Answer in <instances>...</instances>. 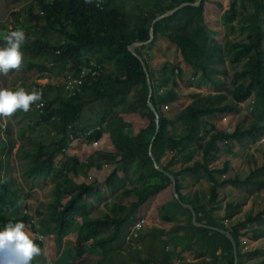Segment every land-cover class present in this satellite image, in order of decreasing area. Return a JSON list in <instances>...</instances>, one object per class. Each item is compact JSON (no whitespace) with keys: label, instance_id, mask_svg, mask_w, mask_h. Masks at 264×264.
<instances>
[{"label":"trees","instance_id":"obj_1","mask_svg":"<svg viewBox=\"0 0 264 264\" xmlns=\"http://www.w3.org/2000/svg\"><path fill=\"white\" fill-rule=\"evenodd\" d=\"M196 1L110 0L103 9H100L96 0H31L27 8L22 7L12 13L15 20L7 25L8 31L24 29L25 34L27 31L34 33L33 37H26V42L21 48L22 53L28 52L41 57L40 60H29L28 70L46 71L57 77H64L70 72H78L90 60L97 62L101 68L98 78L91 83L87 82L82 92L76 96L63 95V87L58 84L50 87L58 89L59 94L49 99L50 87L36 84L35 89L42 92L40 101L45 102L46 112L42 114L41 119L53 125L54 136L50 143H46L43 134L40 135V141H29L28 143L34 145L32 150L24 148L27 140L22 141L21 144V149L26 150L25 155L31 162L28 168L29 173L34 176L45 174L55 180L54 197L40 222L46 232L54 235V241L58 247L61 240L72 231L76 217H82L85 214L87 199L101 192L97 181L73 184L69 173L80 172L86 175L93 165L101 168L103 163L109 162L123 164L130 183H143L150 189L144 191L136 201L128 205H116L113 214L107 213L93 219L82 218L76 239V250L79 256L96 248L104 249L107 245L117 242L120 236L124 235L126 224L135 210L157 192L172 185L171 179L155 168L153 158L165 171L176 178L177 191L182 200L184 198L181 194L179 176L186 171L195 175H206L210 183L208 202L197 200L190 203L197 212L198 221L207 220L209 225L224 228L233 234L237 242L239 260L245 254L241 253L242 238L247 234L245 229L253 223L264 222V207L230 227H226L212 215L216 209L219 187L227 183L259 184L260 181L257 179L253 181V178L264 172V163L252 169L243 179L235 176L221 182L217 180L215 174L227 172L229 163L225 162L221 169L209 168V163L220 150L219 142L227 143L226 149L230 150L229 145L234 142L240 144L245 141L255 142L264 136V0H231L229 8L222 14V22L228 31L230 33L236 30L246 32L245 40L228 39L222 44L210 33L204 20L207 0H202L198 6L186 5L154 24L155 36L151 44L159 35L165 36L174 43L185 64L195 72H201L198 85L208 84L216 91L225 89L226 82L218 77V73L225 72V68H221L220 64L227 59L233 65L242 63L241 68L234 71L231 80L233 101L219 105L214 96L209 95L204 104L190 105L186 112L181 114V117L184 114L182 117L184 121L201 122L204 116L233 114L238 110V103L247 101L255 109V115L246 127L237 126L233 130L215 131L211 139L205 143L201 159L180 170H171L170 166L178 160V154L183 153L188 148V144L196 143L198 139L192 135L176 139L170 134L169 126L175 121L163 113L162 106L175 101L179 95L174 89L163 93L164 91L160 92V88L175 75V70L169 65L158 70L150 68L143 52L146 46H138L136 52L145 60L152 80L154 90L151 100L160 114V130L152 140L155 135L156 121L155 114L147 105L149 95L147 75L141 60L129 50V45L135 41H147L150 38V27L156 16L183 2ZM217 4L221 6L220 2ZM49 32L59 36L57 41H51ZM4 46L5 42L0 37V47ZM58 49L61 52L57 54ZM106 63H111L113 70L105 73L103 67ZM85 93L91 94V101L105 100L112 110L118 108L120 111L111 113L106 118L105 125L101 127L102 131L110 132L115 150H98L88 160L80 161L75 156H66V148L72 141L71 135L77 137L80 131L90 127L84 122V117L80 116L83 107L91 102L84 99ZM34 112L39 110L33 109L32 113ZM126 112L138 113L147 121V128L140 129L134 134L132 124L126 122L121 115ZM25 114L29 115L30 112ZM30 116L33 120V115ZM1 128L2 126L0 127V212L7 210L11 205L10 182L2 177L1 168L9 140L2 138ZM211 129L215 130L214 125ZM7 132H10L9 127ZM150 146L153 158L150 156ZM168 150L176 151V155L168 158L166 155ZM57 154L65 156L63 166L56 164ZM116 178L117 173L114 171L106 179L107 186L111 187ZM65 183L73 184L74 187L69 188L68 185H64ZM207 205H210L209 210H205ZM227 208H231V205H227ZM183 212L187 213V220L172 228V243L180 247V251L198 245L196 258L204 256L211 258V261H202L203 264H234L233 245L226 235L194 225L191 211L183 207L174 195L170 201L160 207L161 219L165 222L173 221ZM35 213L39 217L43 214L38 209ZM30 219V215L24 213L22 215L2 214L0 231H3L9 222L13 224L23 222L27 229ZM108 228L112 229L111 234H103V231ZM148 232L155 238L169 231L156 228ZM259 232L264 233V227ZM141 235L143 236V233ZM32 241L36 245L42 244L37 238ZM0 249V264H12V253L19 252L15 241L6 242L5 247ZM105 252L106 249H104ZM40 256V259L35 257L31 264H47L46 257ZM152 261L150 257H142L139 259V264H153ZM103 263L104 261L100 260L96 264Z\"/></svg>","mask_w":264,"mask_h":264},{"label":"crops","instance_id":"obj_2","mask_svg":"<svg viewBox=\"0 0 264 264\" xmlns=\"http://www.w3.org/2000/svg\"><path fill=\"white\" fill-rule=\"evenodd\" d=\"M212 10L213 9H209V8L207 9V6L205 5L204 19H205V23L208 25V28L212 31L213 30L215 31L216 28H213L211 26L213 24V22H215V20H216V17L213 16ZM225 10H226V8L223 9L220 17H222V14L224 13ZM143 45L146 46L145 49L143 50V52L145 53V55L147 57V62H148V65L150 68L158 70V69L163 68L166 65H169L170 68H172V50H176L177 48H176V45H174V43H172L168 38H166L165 36L159 35L157 37V39L152 44L150 42V43L143 44ZM143 45H140V46H143ZM181 67L184 68L183 66H181ZM111 70H113V65L111 63H106L103 67V72L106 73V72H109ZM13 71H15V70H13ZM27 71H31V70H27ZM33 71H34V69H33ZM35 71H37V70H35ZM177 72L179 73L180 70L178 69ZM41 73H43V72H41ZM49 74L54 75L51 73H49ZM175 76L176 75H174L173 77L171 76V79L169 80V82L166 83V85H164L162 88H160V92L164 91L163 93L167 92L170 89H174L179 95L178 99L168 103L169 104L168 109H164V107L162 106L163 113L167 117H169L171 120L175 121V123L173 125L170 124V126H169L170 134L173 136V138H176V139L186 137L187 135H192L194 138L198 139V141L196 143L188 144V148L183 153L179 154L178 160L173 165L170 166L171 170L172 169L173 170H180L182 167H184L188 164H191L198 159H201L205 143L211 139V137H212L213 133H215V131L223 132V131H226V129H224L225 115H224V117L218 116V115H212L211 117L204 116L203 117V126H201L200 121H196V123H195V121H193L194 123H190V121H183L181 114L186 112L187 108L190 106L192 101L187 100L185 98L182 99V95L185 94L186 89L183 86L175 87L173 85L172 81H173ZM181 82H182V79H181ZM22 84H23L22 80L18 81V83L16 84V86H14V89L12 91H15L17 89V87H20ZM27 84L28 85H26L24 87L27 92H31L33 87H36V84H33L32 82H28ZM39 85H41V84H39ZM191 88H193L195 90L194 92H196V93L211 95V94H209V92L211 90L209 91V89H205L204 87L198 88V85H196V86L194 85ZM29 89H31V90H29ZM213 96H214L216 102L219 105H221L219 103L218 97L215 96L214 94H213ZM239 104H241V103H239ZM25 113H24V115L29 117V115H26ZM36 113H39V112H36ZM121 115L123 116V118L126 122L133 124L134 134H136L140 129L147 128V126H148L147 121L144 118H142L138 113L126 112V113H121ZM30 117H29V121H28L29 123H30V121H32ZM5 121L8 125L7 126V128H8L9 127V121H7L6 118H5ZM105 123H106V121H105ZM212 125H214L215 130L211 129ZM100 126L103 127L104 125L103 126L100 125ZM90 127H92V126H90ZM7 128H5L6 130L1 129V135H2V138L4 140H9L10 147L14 148V152H15L14 153V160L8 161V159L4 156V162L2 163L1 168H2V177L7 178L10 182V189L11 190L9 193V200H10L11 205L7 210H3L0 212V217L2 214L22 215L23 211L25 209H29L30 211H35L39 205V202H41L43 200V198H41V201L36 203V201H34L35 198L29 197L30 196L29 192L31 191L29 189V186L31 185L30 187H34L35 185H38V182L41 180V178H43V176H46L45 174H42V175H39V178L37 179L35 176H33L29 173V170H28L29 165L26 166L24 164L25 162H24L23 155H25L26 150L21 149V144H22V141L27 140V138L29 136L24 137V135H25L24 130L23 129L19 130V125H16L14 131H13V127H12V129L9 128L10 132H7ZM81 132H83V131H80V133ZM103 133H104V140L108 139L109 141H111L112 147L107 148V149H99V151L100 150L101 151H114L115 147H114V144L112 142L110 132L103 130ZM19 134H21V136ZM20 137H22V138H20ZM74 141L75 142L69 143V145L66 148V153H67V150H69L70 148L72 150H74L73 148H77L76 154L78 156H88V158H89L91 155H93L95 152L98 151V149L97 150L93 149L91 147L89 141L86 139L77 138ZM248 143H249V141H245L242 144L234 142V143L229 145L230 150H228V149H226V147L228 146L227 143H225L223 141L219 142L218 145L220 146V150L217 152L216 156L209 163L210 169H221V168H223V165L225 162L229 163V169L227 172H225L223 174H221V173L215 174V176L219 182H221L225 179H228V178H234L235 176H239L241 179H243L250 173V171L252 170L253 167H251V168L248 167L249 163H248V157L247 156L251 152L250 148H248ZM18 149H20L21 151L19 150V152H17ZM170 151H173V150H168V152L166 154L168 158H171L172 154L176 153V151L175 152L173 151V153L171 154ZM57 155H58V158L64 157L63 154H57ZM11 156H12V154H11ZM73 156H75V155H73ZM18 157L21 158L22 165L25 166V167H22V169L20 168V161L17 159ZM77 158L80 161H85L80 157H77ZM252 164H253V162H252ZM108 165H109L108 167L101 166V169H99L100 172L96 174L98 178L93 180V181H97L99 183V188H100L101 192L97 195L90 196L87 199V208L85 210V215H83L82 217H79V216L76 217V220H75L76 223L74 225V231L73 232L77 233L78 226H79L80 222L82 221V218H84V217L85 218L88 217L87 219L96 218L97 216H99L96 213H98L99 210L105 209L104 208L105 204L106 205H107V203L111 204L113 199H118L120 204L128 205L131 188H132V190L139 192L140 195L144 191H147L150 189V187L148 185L143 184V183H133V184L129 183V179H128V176L126 175L125 171H124L123 164L118 163V162H109ZM114 168L116 169L115 170L116 173H118L117 178L112 182L111 187H108L107 185L105 186L106 191L104 192V188L102 187V184L100 183L102 180L99 176H102L103 180L105 179L104 182L106 184V179L113 172ZM89 171H88V173H89ZM26 172L29 175L27 179L24 178V173H26ZM228 172L230 173L229 176L226 175V173H228ZM88 173L86 175H84V174L78 172V174H77V175H79L78 178H82V181L78 182V184L83 183V182H86V183L92 182V181H89V179H88ZM22 174H23V177H22ZM256 179L258 181H260L259 184H254L253 182L250 184H247V185H233V184L227 183L223 186H220L219 187V197H218V200L215 204L216 209L212 213L214 219L221 221L222 223H224V225H228V223H230V226H231V225L235 224L237 221L244 219L248 215L255 214L253 207H254V203L258 199L257 194L259 191L264 192V189H262V187H264V179H258V178L254 177L253 181H255ZM261 180H263V181H261ZM20 181H21V183H19ZM26 181H27V183H26ZM179 184L181 186V194L184 198V200H183L184 202L189 203V204H191L190 201H197V200L204 202V203L208 202V199L210 197V183L206 179V175H203V174L202 175H195L192 172L186 171V172H183L179 176ZM253 185L258 186V188L257 189L252 188V187H254ZM34 190H37V188L34 187ZM229 191H232V193H230ZM168 192H170V194H171L170 198H168ZM172 196H173V191L172 190L170 191L169 188H165V189L157 192L155 195H153L146 203H144L142 206H140L138 209H136L135 212L139 213L141 210H143L144 212L148 211V214H151V213L153 214L154 206L156 207V205H158L159 203H160V206L163 205L164 203L170 201L172 199ZM136 200H134V198L131 199V201H136ZM259 201H261V200H259ZM229 204L231 205V208L228 209L227 205H229ZM152 205H154V206H152ZM240 205H243L242 213L239 212L240 211V207H239ZM209 208H210V205H207L205 210H209ZM114 211L115 210L112 211V209H110L109 211L108 210L105 211V214H107V213L113 214ZM135 212L132 214L130 220L133 218V215H135ZM46 213H47V210L45 207V211H43V214L40 215V217H43L44 215H46ZM196 214H197V212H196ZM140 218L145 219L146 220L145 225H147V219L144 217H140ZM140 218H138V219H140ZM40 219H39V221H40ZM138 219H134L132 221L129 220L126 224V227H128L129 225L132 226L134 221H136ZM0 220H1V218H0ZM186 220H187V213L183 212V213L178 214L176 216V218L169 223H172V228H173L175 225H177L179 223L180 224L185 223ZM203 221L207 222V220H202L201 222H203ZM256 223H259L258 227H261V225H262L261 222H256ZM38 224H39V229H40L41 228L40 222ZM207 224H208V222H207ZM158 228H160V227H158ZM248 229H250V228H248ZM245 230H247V229H245ZM25 231L31 240H34L37 238L36 235L34 234V230L31 229L29 226H27V229H25ZM142 231L143 230H141V232H140V236H141L140 240H142V235H141ZM40 232H42V231H40ZM44 234H45V240L41 241L42 244L38 245V246L45 251H47V250L50 251V253H48V255H47L48 259H50L51 256L54 257L53 259H51V261H48L47 264H49V262L56 263L55 262L56 260L63 258L64 251L65 252L67 251V254L70 258V259H68V262H70L68 264H96L100 260L104 261L103 264H106L108 262L110 254H105L104 249H102V248H98V249L96 248L91 252H86V253L82 254L81 256H79L77 253V250H76L77 234L75 235L76 238L74 239L75 244L73 246V250H70V251H69L70 247L65 248V244L63 243L64 238L61 240V243L58 247V245H56V242L54 241V235L53 234H50V237H47L46 233H44ZM262 236L263 235H259L258 239H256L257 243H253V244H256V245L259 243L264 244V237H262ZM48 240H50V243L47 246V244H45V241H48ZM90 242H91V240H90ZM253 255H254V257H253ZM202 258H205L204 259L205 261H211L210 257L204 256ZM202 258H196V259H202ZM259 261H261V262L264 261V254H260V253L255 254L252 252H248V253H245L241 256L240 260H238V264H258ZM110 264H113L111 262V258H110Z\"/></svg>","mask_w":264,"mask_h":264},{"label":"rangeland","instance_id":"obj_3","mask_svg":"<svg viewBox=\"0 0 264 264\" xmlns=\"http://www.w3.org/2000/svg\"><path fill=\"white\" fill-rule=\"evenodd\" d=\"M230 1L231 0H207V3H206L207 9L208 8L213 9L212 10L213 16L216 17L215 22H213V24L211 25L213 28H216V30L212 31L208 28L207 24H206V26L209 29L210 33L213 34L214 37L219 42H221L222 44L228 39L234 40V41L245 40V35H246V32H241L240 30H236L233 33H230L222 22L220 15H221L224 8L227 9L229 7ZM30 2H31V0H0V33L8 32L7 25H9L10 21H11L10 20L11 19L10 18L11 10L14 8H19V9H21L22 7L27 8L29 6ZM217 2H220L221 6H219L217 4ZM236 23H238V22L236 21ZM14 30H17V29H14ZM48 34H49L51 41H57V39L59 38V36L56 33L49 32ZM25 35H26V37L31 38L34 36V33H32V31H27V33ZM31 59L40 60L41 57L34 56L31 53L25 52L23 54V68H22V70H20V71H16V70L13 71L12 70V71H10V73L7 76L0 74V88L13 90L14 86H16V84L20 80L23 81V84L20 87H25L26 85H28L27 84L28 82H32L33 84H41L42 86H46V87L47 86L50 87L52 85H58L59 84V82L62 80L63 77H57L54 75H50L46 71L43 73H41L40 71H35V70L34 71L33 70L27 71L28 70L27 69V62ZM241 64L239 63L236 65H233L228 59L224 63L220 64L221 68H225V72L218 73V77L224 79V81L226 82V85H225V89H221V90L216 91V90H213L212 88H210V86L208 84H204V83L202 84L201 83L198 85V82H200L199 80H200L201 72L200 71L195 72L192 68L188 67L185 64V62L183 61V58H182L178 49L172 50V67L176 71L175 72L176 76L174 77L172 83L175 87H178V86L185 87L186 92H185V94L182 95V99L185 98L187 100L192 101V103L190 105L204 104V102L207 101V96H209V95H205L202 93L194 92L195 90L193 88H191L194 85L195 86L198 85V88L204 87L205 89H209V91L211 90L209 92V94H211V95L214 94L215 96H217L219 103L221 105H224L227 102L233 101V98L231 96V89L233 88V84H232L231 80H232V76H233L234 71L240 69ZM181 66H183L184 68H182ZM178 69L180 70L179 73L177 72ZM181 79H182V82H181ZM246 81H249V80H246ZM33 88H35V87H33ZM49 90H50L48 92L49 99H51V98L55 97L57 94H59V90L56 88L53 89L50 87ZM83 97L85 100H89V101H91V99H92V96L89 93L83 94ZM36 103L30 106L29 117L31 114L33 115V113H32L33 109H37ZM237 105H238V110L235 113L225 115L224 129H226V130H233L237 126L246 127L254 119L255 109L250 106L249 101L243 102L241 104L238 103ZM115 111H120V110L118 108H113V110H112L109 103H107V101H105V100L102 102L91 101L87 104V106L83 107V110L80 113V116L82 115L84 117V122L86 124H88L89 126H93V127H94V125L95 126L96 125H102L103 126V125H105L106 118L111 113H113ZM44 112H46V109ZM24 113L25 112L23 110H17L16 113L12 117L6 118V120L9 121V128L10 129H12V127H13V131H14L16 125H19V130H21V129L24 130V134H25L24 137L29 136L27 138V141L24 144V148L26 150L27 149L32 150L34 148V145L30 144L28 142L29 141H31V142L32 141H35V142L40 141L41 140V136H40L41 134H43L45 136L46 143H50L53 136H54V128H53L52 124H50L49 122H44L41 119L42 118L41 116H43L42 115L43 113H41L40 111H39V113L34 112L33 120L30 121V123L28 122L29 117L25 116ZM183 115H182V117H183ZM220 116L224 117V115H220ZM209 117H211V116L209 115ZM190 123H194V122L192 120H190ZM1 126L2 125L0 124V127ZM201 126H203V119L201 120ZM5 128H7V125ZM5 128L2 127L1 129L6 130ZM132 129H134L133 124H132ZM71 142H75V141L73 140ZM248 148H250V150H251V152L247 156L248 157V163H249L248 167L249 168H251V167L256 168V167L262 165L264 163V136L255 142L249 141ZM73 149L74 150H72L70 148L69 150H67L66 156L75 155L76 157H80L85 161L87 159H89L88 156H78L76 154L77 148H73ZM19 150L20 149H18L17 152H19ZM14 153H15L14 148L10 147V144H9L4 156L8 159V161H10V160L13 161L14 160ZM11 154H12V156H11ZM172 155H176V153H174ZM56 156H57V157H55L56 164L58 166H63V164L65 162V156L62 158L61 157L58 158V155H56ZM23 158H24V162H25L24 164L26 166H28L31 162L26 157V155H23ZM17 159L20 161V168L22 169V167H25L22 165L21 158L18 157ZM252 162H253V164H252ZM115 170L116 169L114 168L113 172ZM226 175L229 176L230 173L228 172V173H226ZM28 176L29 175L27 172L24 173V178L27 179ZM22 177H23V174H22ZM35 177L38 179L39 175H35ZM69 177H70L73 184H78V182L82 181V178H78L79 175H77L73 172L69 173ZM99 177L102 180L100 183L102 184V187L104 188V192H105L106 191L105 186L107 184H105V182H104L105 179L103 180L102 176H99ZM97 178L98 177L96 175L95 179H97ZM255 178L264 179V172L257 174L255 176ZM89 181H92V180H89ZM261 181H263V180H261ZM19 183H21V181ZM26 183H27V181H26ZM73 184L69 185L68 183H65L64 185H68V187L71 188V187H74ZM131 184H133V183H131ZM30 186H29V189L31 191L29 192V194H30L29 197L35 198L34 201H36V203L41 201V198H43V200L41 202H39V205L37 207V209H39L43 213V211H45V207L47 210L50 202L52 201V199L54 197L53 189L55 187V180L51 176L46 175V176H43V178H41V180L38 182V185L34 186L37 188V190H34V187H30ZM253 186L254 187H252V188H256V189L258 188V186H255V185H253ZM168 188L171 191L172 185L169 186ZM262 189H264V187H262ZM130 190H131V192L129 195V203L132 202L131 199L134 198V200H136L138 198V196L140 195L139 192L132 190V188ZM229 192L232 193V191H229ZM170 196H171V194H170V192H168V198H170ZM257 197H258V199L254 203V207H253L255 213L260 211L264 207V192L259 191L257 194ZM259 200H261V201H259ZM115 204L116 205L120 204L118 199H113L111 204H108V203H107V205L105 204V207H104L105 209L99 210L98 213H96V214H98L99 216H102L105 214V211H107V210L108 211L110 209H112V211L115 210V207H116ZM152 206H154V205H152ZM160 207H161L160 203L158 205H156V207L154 206L153 214L152 213L148 214V211L144 212L143 210H141L139 213L135 212V215H133V218L130 221H132L134 219H138L140 217H144L147 219V225H144L142 227V230H143L142 231V233H143L142 240H140L141 236H140V238H138V237H133L131 235V233H130L131 226L130 225L128 227H126L124 235L120 236V238L117 240V242L109 244L104 248V249H106L105 254H110L108 262H107L108 264H110V258H111V262L113 264H139V259L141 257H150V259L153 260L152 261L153 264H203L202 261H205L204 260L205 258L196 259V256H195L196 252L199 249L198 245L191 246V247L187 248L185 251H183V250L180 251L181 248L176 246V244L172 243V223L165 222L161 219ZM239 207H240L239 212L242 213L243 205H240ZM99 216H97V217H99ZM40 218L42 219V217H40ZM41 219H40V221H41ZM75 223H74V225H75ZM74 225H73V228H72V231L70 232V234L65 236L63 239V243L65 244V248L70 247L69 251L73 250V246L75 244L74 239L76 238L75 235L77 234L76 232H73L74 231ZM258 225H259V223H253V224L247 226L250 229L247 228V230H246L247 234H246V236H243L241 253L252 252L255 254H258V253L264 254V244H262V243H259L257 245L253 244V243H257L256 239H258L259 235H263L262 237H264V233L259 232V230L264 227V222H262L261 227H258ZM40 226H41V228L39 230L42 231V233H46L47 237H50V234L48 232H46L45 229L43 228L44 226H43L42 222H40ZM225 226L230 227V223H228V225H225ZM158 227L164 228L165 230H168L169 232L164 233V234H160L155 238L151 237V235L148 231L156 229ZM104 231H103V234L109 235V234H111L112 229L108 228V229H105ZM49 243H50V240L45 241V244H47V246L49 245ZM0 251H1V249H0ZM44 251L45 250L42 249L41 255L46 257L47 262L51 261V259L54 258L53 256H51L50 259L47 258V255H48V253H50V251H48V250L45 252ZM12 255H13L12 264H23L22 254L20 252H13ZM39 256H36V257L38 259H40L41 256L40 257ZM253 257H254V255H253ZM68 259H70V258L67 254V251L66 252L64 251L63 258H60L59 260H56L55 262L57 264H66V263L68 264V263H70V262H68ZM258 264H264V261H262V262L259 261Z\"/></svg>","mask_w":264,"mask_h":264},{"label":"clouds","instance_id":"obj_4","mask_svg":"<svg viewBox=\"0 0 264 264\" xmlns=\"http://www.w3.org/2000/svg\"><path fill=\"white\" fill-rule=\"evenodd\" d=\"M5 42L0 47V74L7 76L10 71H20L23 68L22 46L26 42L23 30L0 33ZM42 99V92L33 88L27 92L24 87H17L15 91L0 88V116L12 117L17 110L28 112L30 106ZM23 222L7 223L0 231V248L5 247L6 242L15 241V246L22 254L23 264H31L32 260L42 254V249L33 243L25 231Z\"/></svg>","mask_w":264,"mask_h":264},{"label":"built area","instance_id":"obj_5","mask_svg":"<svg viewBox=\"0 0 264 264\" xmlns=\"http://www.w3.org/2000/svg\"><path fill=\"white\" fill-rule=\"evenodd\" d=\"M110 0H96L97 6H99L100 9H103L107 2ZM19 10V8H14L10 12V23L14 22V16L12 13L14 11ZM12 27V26H10ZM25 32L24 29H20ZM61 50H56V53H60ZM100 65L95 62L94 60L88 61L85 65H83L78 72L73 73L70 72L66 76L62 78V80L59 82V85L63 87V91L66 96H76L82 92L83 86L89 82L96 80L100 74ZM164 109L169 108V104L163 105ZM36 108L43 113L45 110V102L44 101H38L36 103ZM0 124L2 127H6L7 123L5 121V117L0 116ZM71 140H76L77 138L86 139L89 141L91 147L93 149H107L112 147L111 141L108 139L104 140V133L102 131L101 126H92L86 129L85 131L79 133L77 137H73V135L70 136ZM172 154L173 151H170ZM102 166L108 167V163H103ZM101 168H98L96 165H93L90 168V171L88 173V179L89 180H95L96 174L100 172ZM24 214H29L31 219L28 222V226L34 230V234L36 235L37 239L39 241L45 240V234L39 231V215L35 213V211H30L29 209H25L23 211ZM85 215V214H84ZM146 224V220L143 218H140L131 226L130 233L133 237L140 238V232L142 230V227ZM49 264H56L54 262H49Z\"/></svg>","mask_w":264,"mask_h":264},{"label":"water","instance_id":"obj_6","mask_svg":"<svg viewBox=\"0 0 264 264\" xmlns=\"http://www.w3.org/2000/svg\"><path fill=\"white\" fill-rule=\"evenodd\" d=\"M201 2H202V0H197L196 2H193V3H191V2H183V3L179 4L178 6H176L175 8L167 10L166 12L156 16L153 19L151 27H150V31H149L150 38L147 41H135L131 45H129V50L141 60V62L143 64V67H144V70L146 71V75H147V84H148V88H149V95H148L147 105L150 107V109L155 114V121H156L155 135L153 136L152 140L155 138L156 134L160 130V114H159L158 110L156 109L155 105L153 104V102L151 100V97L153 95V90L154 89H153V85H152V80H151L149 72H148L147 64H146L145 60L136 52V47H138L140 45H143V44L150 43L154 39V36H155V34H154V24L157 21H159L162 18H165V17H167L169 15H172L178 9H180V8L186 6V5H190L191 4V5L198 6V5H200ZM151 146H150V156L153 158V154H152V151H151ZM153 162H154V166H155L156 169H158L161 172H164L171 179L173 195L183 207H185V208H187V209H189L191 211L193 224L198 226V227H203V228H208V229H211V230L219 231L220 233L226 235L231 240L232 245H233V252H234V264H238V260H239V258H238V247H237V242H236L233 234L230 231H228V230H226L224 228H217L215 226L208 225L206 221H203V222L198 221L197 214H196L193 206L191 204H189V203L184 202L181 199L180 194L178 193L177 187H176V183H177L176 178L171 173L165 171L162 167H160L159 164L156 162V160H154V158H153Z\"/></svg>","mask_w":264,"mask_h":264}]
</instances>
